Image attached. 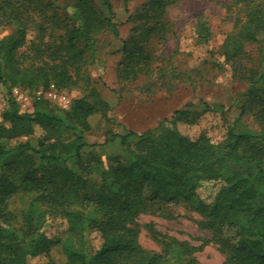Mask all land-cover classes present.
Returning <instances> with one entry per match:
<instances>
[{
    "label": "trees",
    "instance_id": "16d2710c",
    "mask_svg": "<svg viewBox=\"0 0 264 264\" xmlns=\"http://www.w3.org/2000/svg\"><path fill=\"white\" fill-rule=\"evenodd\" d=\"M179 1L144 0L128 11L132 26L121 48L122 79L144 75L147 91L171 88L185 75L194 80L173 66L171 57L153 55L151 49L155 41L168 39L173 25L167 10ZM227 5L234 26L210 62L247 83L238 99L240 116L253 114L260 131H240L235 124L219 140L205 131L192 138L179 123H196L217 106L189 104L156 129L113 134L110 139H120L124 155L103 164L83 153L89 117L110 109L91 86L87 66L99 35L109 29L120 33L112 0H0V30L12 28L0 37V81L8 85L9 103L0 120V264H57L51 258L55 245L67 256L65 264H203L194 256L198 246L152 223L147 227L162 249L141 244L138 218L155 203L181 204L198 213L199 226L211 233L201 246L217 242L226 254L223 264H264V0ZM36 18L41 25L31 39ZM195 33L197 44L209 42L206 17H197ZM52 83L58 88L82 84L87 94L65 110L46 103L33 111H22L12 94L16 85L36 89ZM37 127L43 131L37 145L28 140L8 145L35 134ZM96 174L98 186L89 192ZM206 181L222 182L211 202L198 193ZM20 192L30 198L15 225L9 203ZM53 222L66 227L50 235L45 227ZM92 232L100 236L98 248L90 243ZM41 257L42 263L34 262Z\"/></svg>",
    "mask_w": 264,
    "mask_h": 264
},
{
    "label": "rangeland",
    "instance_id": "374dc122",
    "mask_svg": "<svg viewBox=\"0 0 264 264\" xmlns=\"http://www.w3.org/2000/svg\"><path fill=\"white\" fill-rule=\"evenodd\" d=\"M96 1L99 3V0ZM143 2L144 0H112L120 33L116 36L109 29L100 34L95 46L96 52L89 57L87 68L91 86L95 87L100 96L109 103L110 109L106 114L98 112L89 117L91 128L85 132L88 143L83 149L85 158L96 156L103 164H107L110 157L123 156L124 149L120 139H110L113 134H122L130 130L141 133L148 129H156L164 118L189 104H194L199 109H203L206 102L217 106L207 111L196 123H179V129L192 138L205 131L214 140H219L224 138L229 127L235 124L240 131H260V125L253 114L240 116L238 99L245 91L247 83L235 78L230 69L222 71L210 62L215 59L218 48L234 26V13L227 7L230 0H181L167 10L173 30L166 41H155L151 48L153 55L164 53L171 57V64L181 72L189 71L194 77L193 81L185 75L186 79L176 80L171 88L154 86L153 90L147 91L143 86L146 82L144 75L138 80H126L119 76V66L123 59L121 53L123 39L129 36L132 26L128 21L129 12L135 11ZM199 15L206 17L212 31L206 44L196 42L195 23ZM40 25L41 18H36L30 23L29 38L34 39L38 35ZM11 31V27H2L0 37L9 35ZM257 48V45L250 46L252 55L257 53ZM27 63L28 61H25V64ZM7 87L8 85L0 81V120L9 106ZM49 87L35 89L16 85L12 88V94L22 111H33L35 106H45L46 103L65 110L71 106L75 98L87 94L82 84L67 88L56 86L70 98L69 106L64 107L58 100L47 97L46 91ZM16 88L21 90L23 98L16 96L14 91ZM221 106L223 108H220ZM64 133L70 134V131ZM42 134V129L37 127L35 134L11 140L8 145L13 147L18 142L27 140L37 145ZM97 178L96 174V178L89 186V192L98 186L94 182L99 180ZM221 185L220 181L203 182L198 188V193L211 202ZM29 198L27 192H20L11 199L9 208L15 214L13 219L15 225L21 219L20 216L27 207ZM200 218L198 213L181 204L155 203L148 212L138 218L141 224L140 242L147 249L157 251L162 249V243L152 236L147 227L148 223H152L163 233L198 246L194 256L203 264H223L226 254L217 242L211 241L201 246L211 237V233L199 226ZM65 227V224L53 222L46 225L45 231L53 235ZM90 243L94 248L99 247L101 239L97 232L91 233ZM51 258L57 264H65L67 261V256L60 245L52 248ZM173 259H177V254ZM43 261V257L34 259L35 263Z\"/></svg>",
    "mask_w": 264,
    "mask_h": 264
},
{
    "label": "built area",
    "instance_id": "2783aa9c",
    "mask_svg": "<svg viewBox=\"0 0 264 264\" xmlns=\"http://www.w3.org/2000/svg\"><path fill=\"white\" fill-rule=\"evenodd\" d=\"M15 94L19 98H23V94L20 89H15ZM46 95L49 98L56 99L62 104L64 107H68L70 104V98L67 94L63 93L62 91L58 90L56 85L52 83L50 87L46 91Z\"/></svg>",
    "mask_w": 264,
    "mask_h": 264
}]
</instances>
